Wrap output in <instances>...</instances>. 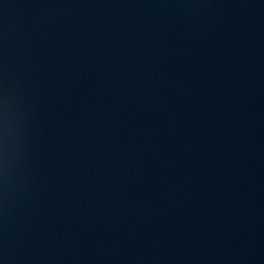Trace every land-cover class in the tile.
<instances>
[{
    "label": "water",
    "instance_id": "95a60500",
    "mask_svg": "<svg viewBox=\"0 0 264 264\" xmlns=\"http://www.w3.org/2000/svg\"><path fill=\"white\" fill-rule=\"evenodd\" d=\"M0 264H264V0H0Z\"/></svg>",
    "mask_w": 264,
    "mask_h": 264
}]
</instances>
